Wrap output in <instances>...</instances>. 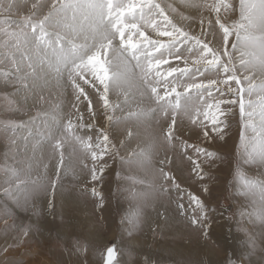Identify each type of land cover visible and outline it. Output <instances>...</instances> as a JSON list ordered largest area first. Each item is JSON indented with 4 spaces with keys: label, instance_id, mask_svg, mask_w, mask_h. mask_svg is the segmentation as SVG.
Returning <instances> with one entry per match:
<instances>
[{
    "label": "snow or ice",
    "instance_id": "6c2138e0",
    "mask_svg": "<svg viewBox=\"0 0 264 264\" xmlns=\"http://www.w3.org/2000/svg\"><path fill=\"white\" fill-rule=\"evenodd\" d=\"M25 3L28 0H0V13ZM31 9L16 31L3 29L14 42L12 51L5 43L0 58L11 60L14 78L25 90L35 88V82L41 79L44 86L51 82L61 93L72 90L75 111L65 116L62 103L57 102L56 114H43V129L37 133V144L48 142L59 153L56 178L49 181L53 193L66 155L71 159L78 151L90 157L91 178L95 181L97 173L102 174L107 166L105 156H119L122 165L151 164L157 147H174L179 140L178 123L187 121L199 128L209 143L217 138L223 140L232 112L229 106L237 104L241 122L237 150L245 163L264 166V0H238V4L235 0H35ZM190 9H195L196 14L186 15L185 10ZM14 53H19V58ZM173 59L181 61L183 67L174 66ZM162 65H168L167 69ZM4 76L7 80L8 73ZM29 80L33 83L29 84ZM86 88L93 90L102 103L107 129L80 123L83 116L79 103L86 101L89 112L96 115ZM110 93H118L122 101L113 103ZM254 93L259 98L257 105L251 100ZM245 96L249 97L247 104ZM161 120L158 138L146 148L128 151L127 145L136 135L134 128L159 124ZM129 123L133 127H126L125 138L119 139L121 125ZM81 128L95 132V138L80 135ZM248 132L251 135H246ZM180 144L193 150L194 156L188 155L187 159L193 165L192 171L203 180L205 172L200 161L212 164L219 158L217 153L187 141ZM121 150L127 155L120 156ZM169 162L166 155L159 160L158 172L165 181L160 191H168L170 182L181 192L182 199L181 186L165 170ZM12 176L17 182L11 186L7 181L10 186L3 189V196L6 200L12 198L17 207L27 208L41 185L36 180L19 179V172ZM244 189L254 203L258 198L261 207L254 209V214L264 224V181L245 180ZM20 193H24L23 204ZM188 199L189 208L195 205L191 224L207 229L203 202L191 193ZM52 207L49 200L48 208ZM0 209L5 215H14L7 203ZM178 209L182 215L186 211L183 203L178 204ZM138 219L137 216L129 222L135 227ZM9 223L4 221V229ZM30 231L31 225L21 227V239ZM3 251L7 254L9 247ZM106 253V264H113L115 247H108Z\"/></svg>",
    "mask_w": 264,
    "mask_h": 264
},
{
    "label": "rangeland",
    "instance_id": "374dc122",
    "mask_svg": "<svg viewBox=\"0 0 264 264\" xmlns=\"http://www.w3.org/2000/svg\"><path fill=\"white\" fill-rule=\"evenodd\" d=\"M33 2L28 0L18 9L0 13V57L5 43L12 51L14 42L3 29L9 33L16 31L17 24L30 14ZM235 2L238 4V0ZM185 14L195 15L196 11L185 10ZM235 15L238 18V9ZM5 20L7 24L2 23ZM14 54L19 58V53ZM171 63L183 67L181 61L173 59ZM167 67L162 65V69ZM13 73L11 60L0 58V206L7 203L14 212L8 216L0 209V264H106V250L113 246L116 249L113 264H264V224L254 214V209L259 210L261 206L258 198L254 203L250 195L244 194L245 180L264 181V166L245 163L237 150L241 132L238 104L229 106L232 112L223 140L217 138L209 143L199 128L187 121L178 123L179 140L174 142V147H157L151 164L122 165L119 156H105L107 166L102 174L97 173L95 181L91 178L90 157L78 151L71 159L66 155L53 193L49 181L56 178L59 153L48 142L37 144V133L43 129V114H56L54 105L59 102L66 116L75 111L72 108L75 99L71 88L61 93L51 82L44 86L43 79L36 81L37 86L32 90H25ZM86 90L96 115L89 112L87 102L83 101L78 104L83 116L80 123L107 129L102 103L93 90ZM109 95L113 103L122 101L118 93ZM248 99L245 96L246 104ZM251 100L254 105L259 103L255 93ZM256 111L259 112L258 107ZM72 119L75 123L76 117ZM161 124L163 120L134 128L136 135L127 145L128 151L146 148L158 138ZM126 127L133 125H121L118 132L121 140L125 138ZM79 134L93 138L96 135L86 128L79 129ZM180 141L217 153L219 158L212 164L200 161L205 172L203 180L192 171L193 165L187 159L188 155L194 156L193 150L182 148ZM124 155L127 153L121 150L120 156ZM165 155L170 161L165 170L181 186L182 199L181 192L170 182L168 191H160L165 181L158 172L159 160ZM13 172H19L21 180H36L41 185L27 208L17 207L12 198L6 200L3 196V189L10 186L7 181L11 186L17 182ZM189 193L203 202L207 229L191 224L195 205L189 208ZM18 196L23 204L24 193ZM49 200L53 202L51 209ZM179 203L185 205L183 215L178 209ZM242 212L246 215L242 216ZM137 216L138 222L133 227L129 221ZM5 220L10 222L8 229L3 227ZM26 225H31L30 234L21 239L20 228ZM5 246L9 247L7 254L3 251Z\"/></svg>",
    "mask_w": 264,
    "mask_h": 264
},
{
    "label": "crops",
    "instance_id": "0c3cea01",
    "mask_svg": "<svg viewBox=\"0 0 264 264\" xmlns=\"http://www.w3.org/2000/svg\"><path fill=\"white\" fill-rule=\"evenodd\" d=\"M92 236H93V237H95V236H96V234H92Z\"/></svg>",
    "mask_w": 264,
    "mask_h": 264
},
{
    "label": "bare ground",
    "instance_id": "6f19581e",
    "mask_svg": "<svg viewBox=\"0 0 264 264\" xmlns=\"http://www.w3.org/2000/svg\"><path fill=\"white\" fill-rule=\"evenodd\" d=\"M72 204V203H71Z\"/></svg>",
    "mask_w": 264,
    "mask_h": 264
}]
</instances>
